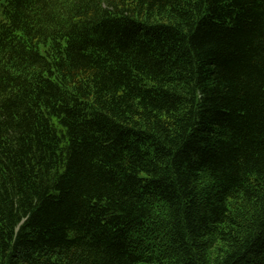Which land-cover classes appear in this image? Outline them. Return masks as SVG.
<instances>
[{"label": "trees", "instance_id": "obj_1", "mask_svg": "<svg viewBox=\"0 0 264 264\" xmlns=\"http://www.w3.org/2000/svg\"><path fill=\"white\" fill-rule=\"evenodd\" d=\"M0 1V264H264V0Z\"/></svg>", "mask_w": 264, "mask_h": 264}, {"label": "rangeland", "instance_id": "obj_2", "mask_svg": "<svg viewBox=\"0 0 264 264\" xmlns=\"http://www.w3.org/2000/svg\"><path fill=\"white\" fill-rule=\"evenodd\" d=\"M0 18H1V1H0Z\"/></svg>", "mask_w": 264, "mask_h": 264}]
</instances>
